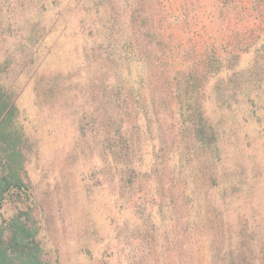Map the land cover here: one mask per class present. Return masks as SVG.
Segmentation results:
<instances>
[{"label": "trees", "instance_id": "16d2710c", "mask_svg": "<svg viewBox=\"0 0 264 264\" xmlns=\"http://www.w3.org/2000/svg\"><path fill=\"white\" fill-rule=\"evenodd\" d=\"M47 3L56 17L44 29L23 1L0 0V264H51L20 105L39 56L69 60L72 115L101 149L91 170L124 217L121 264H264V160L222 156L218 122L229 112L236 137L264 126V0ZM11 10L31 46L21 60L1 39ZM162 111L176 128L167 156L144 137H161Z\"/></svg>", "mask_w": 264, "mask_h": 264}, {"label": "rangeland", "instance_id": "374dc122", "mask_svg": "<svg viewBox=\"0 0 264 264\" xmlns=\"http://www.w3.org/2000/svg\"><path fill=\"white\" fill-rule=\"evenodd\" d=\"M21 1L28 6L26 13L31 16L37 14L41 28L55 25V10L50 9L47 2L51 1L55 6L57 0ZM28 14L25 18L30 17ZM84 14L85 18H89ZM6 15L2 44L7 41L6 49L15 50L14 58L21 60L31 46L19 30L18 13L11 10ZM76 15L74 11L70 18L71 27H78L83 18ZM80 24L81 30H88L85 22ZM54 37L55 34L50 36L47 46ZM253 54L247 57L248 61L253 59ZM38 58L39 65L29 73L35 74L36 78L24 76L22 79L27 85L20 105L21 119L29 137L28 168L46 242L44 258L51 264H121L120 237L123 235L117 236V230L113 229L117 224L119 228L124 226V217L118 209H108L109 189L101 181V172L91 170L101 149L96 147L97 140L93 143L91 138L85 140L80 136L77 118L72 115V100L68 95L72 94L75 86L71 87L72 77L68 75L69 60L60 57L42 65V57ZM85 67L94 68V65ZM67 84L66 88L61 87ZM51 86L55 88L54 91L49 90ZM160 117L159 130L155 133L158 135L159 131L161 137H144H148L150 146L154 145L157 156H167L174 146L176 128L169 113L162 111ZM218 122L221 123L222 156H261L264 160V141L259 138L258 132L264 126L249 123L238 134L235 132L236 137L232 134V116L229 112H223ZM248 140L251 141L249 147L245 144ZM232 141L241 144L239 150L232 145ZM112 218L114 225L110 223ZM116 236L119 241L115 239ZM110 242L114 251L109 247ZM117 243L120 244L117 246Z\"/></svg>", "mask_w": 264, "mask_h": 264}]
</instances>
